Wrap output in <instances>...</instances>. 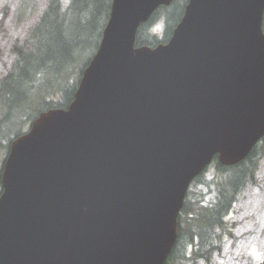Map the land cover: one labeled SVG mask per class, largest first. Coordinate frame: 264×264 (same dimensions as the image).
<instances>
[{
  "label": "water",
  "instance_id": "95a60500",
  "mask_svg": "<svg viewBox=\"0 0 264 264\" xmlns=\"http://www.w3.org/2000/svg\"><path fill=\"white\" fill-rule=\"evenodd\" d=\"M172 0H112L67 109L11 143L0 264H164L190 181L264 136V0H188L170 40L134 47Z\"/></svg>",
  "mask_w": 264,
  "mask_h": 264
},
{
  "label": "trees",
  "instance_id": "16d2710c",
  "mask_svg": "<svg viewBox=\"0 0 264 264\" xmlns=\"http://www.w3.org/2000/svg\"><path fill=\"white\" fill-rule=\"evenodd\" d=\"M187 1L173 0L168 7L158 9L139 26L135 46L153 48L165 43L181 20ZM111 3L112 0H49L24 42L14 45L15 59L0 79V146L4 147L7 138L5 155L10 142L23 135L39 114L66 109L73 101L82 72L100 43ZM158 16L164 23L161 40L150 32ZM262 30L264 33V16ZM91 47L94 52L81 63L82 53ZM13 121L18 124L17 134L8 127ZM256 150L233 166H222L214 159L213 172L205 169L192 181L178 215L176 241L164 264L208 263L221 251L223 237H233L234 223L226 216L244 186L253 181L260 158L255 156Z\"/></svg>",
  "mask_w": 264,
  "mask_h": 264
},
{
  "label": "rangeland",
  "instance_id": "374dc122",
  "mask_svg": "<svg viewBox=\"0 0 264 264\" xmlns=\"http://www.w3.org/2000/svg\"><path fill=\"white\" fill-rule=\"evenodd\" d=\"M48 1L0 0V79L8 72L15 59L14 45L24 42L31 28L39 21ZM163 27V19L158 16L153 19L150 32L161 40ZM93 52L94 47H91L82 53L81 63ZM8 127L13 128L11 132L15 134L19 131L18 124L15 125L14 121ZM2 133L1 128L0 134ZM7 140L4 139L3 148L0 146V174ZM263 152L264 147H258L255 153L259 155ZM208 176L209 173L206 177ZM255 177V183L244 188L234 211L226 218L235 224L233 237L222 243L221 251L210 262L200 261L199 264H264V155L260 157Z\"/></svg>",
  "mask_w": 264,
  "mask_h": 264
}]
</instances>
